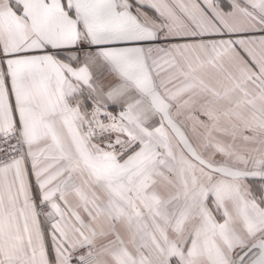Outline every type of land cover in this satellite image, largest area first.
<instances>
[{
	"label": "snow or ice",
	"instance_id": "6c2138e0",
	"mask_svg": "<svg viewBox=\"0 0 264 264\" xmlns=\"http://www.w3.org/2000/svg\"><path fill=\"white\" fill-rule=\"evenodd\" d=\"M0 264H264V0H0Z\"/></svg>",
	"mask_w": 264,
	"mask_h": 264
}]
</instances>
